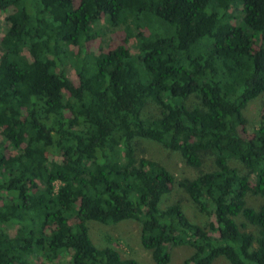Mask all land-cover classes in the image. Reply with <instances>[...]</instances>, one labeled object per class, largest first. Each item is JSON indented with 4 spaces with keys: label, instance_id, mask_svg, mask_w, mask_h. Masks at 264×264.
Returning <instances> with one entry per match:
<instances>
[{
    "label": "trees",
    "instance_id": "obj_1",
    "mask_svg": "<svg viewBox=\"0 0 264 264\" xmlns=\"http://www.w3.org/2000/svg\"><path fill=\"white\" fill-rule=\"evenodd\" d=\"M8 7L0 264H136L88 234V220L124 219L139 223L155 264L179 245L192 249L180 264H264V205L243 199L264 197V0H0V12ZM101 19L134 31L136 53L85 51ZM261 94L257 126L245 134L242 109ZM148 102L156 116H142ZM136 138L177 151L197 173L175 181L134 154ZM201 154L212 168L201 169ZM175 184L212 220L190 222L177 201L159 209ZM236 215L256 235L239 230Z\"/></svg>",
    "mask_w": 264,
    "mask_h": 264
},
{
    "label": "rangeland",
    "instance_id": "obj_2",
    "mask_svg": "<svg viewBox=\"0 0 264 264\" xmlns=\"http://www.w3.org/2000/svg\"><path fill=\"white\" fill-rule=\"evenodd\" d=\"M13 10L12 7L6 8L0 12V38L6 32L8 27L7 22L4 20L5 16ZM97 36L86 42L85 51L96 52L98 49L107 50L114 48L117 45H122L128 49L132 54L136 53V40L133 36L134 31L128 34L123 30L122 26L117 28H108L103 19L96 22ZM75 51V48L72 47ZM68 77L76 83V77L71 67L67 68ZM263 95H259L249 100L242 109V115L245 118V134H249L253 128L257 126L261 100ZM196 102L193 97H189L184 104L189 106ZM159 107L151 102H148L142 108V116L153 117L158 114ZM134 154L138 157H145L152 159L157 163L166 167L177 181L180 178H190L197 172L196 169L188 167L184 164L177 151L169 150L161 143L149 139L136 138L132 142ZM202 166L201 169L206 170L212 168V158L209 155L201 154ZM228 164L237 168L240 172H245L244 166L235 159H228ZM251 184V181H249ZM244 203L251 208H258L264 205V197L259 195H252L246 192L244 195ZM177 201L179 206L186 216V218L195 224L204 225L209 220L206 213L199 212L195 205L190 201L186 193L178 188L176 184L173 190L164 194L157 206L159 209L163 208L170 202ZM239 230L250 232L256 235L257 228L254 225L247 223L240 215L233 218ZM88 234L93 243L98 246H110L117 250L120 257L123 259L133 260L136 264H155L151 257L150 252L144 249L139 242V223L132 219H124L116 223L102 224L93 220L86 222ZM252 246L255 247L256 243L253 241ZM170 259L166 264H180L181 261L187 257L192 249L188 245H179L169 248ZM190 264V263H188ZM210 264H229L224 258L217 257Z\"/></svg>",
    "mask_w": 264,
    "mask_h": 264
}]
</instances>
